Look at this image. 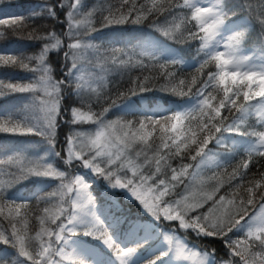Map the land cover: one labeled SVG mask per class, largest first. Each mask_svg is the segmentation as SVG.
I'll return each instance as SVG.
<instances>
[{
	"label": "snow or ice",
	"instance_id": "1",
	"mask_svg": "<svg viewBox=\"0 0 264 264\" xmlns=\"http://www.w3.org/2000/svg\"><path fill=\"white\" fill-rule=\"evenodd\" d=\"M0 5V12L20 7ZM149 17L165 41L194 49L189 75L166 42L129 36L117 41L122 47L111 40L101 47L90 36L96 19L106 28ZM0 25L30 41L0 50V98L14 97L0 103V133L39 137L43 152L0 141V264H176L174 257L180 264H264V0H39ZM250 30L255 46L245 49ZM157 64L158 87L148 76L131 78L133 69ZM111 73L128 75L133 87L124 92L113 81L109 90ZM153 91L188 99L129 103ZM113 108L115 119L108 117ZM209 164L210 179L231 169L235 184L199 211L221 181L206 194L186 180L190 168ZM33 180L49 182L47 190L23 198L10 191ZM33 199L45 205L34 235ZM132 204L164 231H130L140 218ZM177 229L199 244L177 242ZM215 240L223 255L209 246Z\"/></svg>",
	"mask_w": 264,
	"mask_h": 264
},
{
	"label": "trees",
	"instance_id": "2",
	"mask_svg": "<svg viewBox=\"0 0 264 264\" xmlns=\"http://www.w3.org/2000/svg\"><path fill=\"white\" fill-rule=\"evenodd\" d=\"M35 2H39V0H12V4L13 5H20V7H15L13 6L11 9H6L3 12H0V18L9 16L10 14H14V13H21V12H25L28 8V6H30L31 4L35 3ZM92 3H96L97 0H91ZM109 2H113V0H109ZM137 2L139 3V0H137ZM0 7H4V5H0ZM152 18L149 17L148 20L143 21L140 24H134V23H123V24H112L109 27L106 28H102L100 27V22L98 19L93 21L94 26L99 29L98 31L95 32H91L90 36H95V37H99L100 40H102L99 45L101 47H108V41L111 40L113 43V46L116 47H122L121 44L117 43V41H115V38H120V37H129V36H140L141 38H145V37H150L152 39L157 40L158 42H166L168 43L175 51H177V53L179 55H181L182 57L186 58L187 60H192V56L194 55V49H192L191 53H189L188 49H189V45H185V44H174L170 41H165V37H163L161 35V33L159 32H154L152 29H150L148 27L149 21ZM47 26V25H46ZM136 30H142V31H136ZM27 31V30H25ZM0 32H4V37L0 38V50H3L7 47H15L16 43H21V44H26V43H30V41H27L25 39H23L22 34H13L11 29H9L7 26L5 25H0ZM249 37H246L245 40V44L242 46L245 49L247 48H251L255 46V34L251 32H249ZM99 39L95 40V43H98ZM136 41H133L132 43H135ZM192 44H198V41H192ZM145 63H149V61L147 59H145ZM185 69H187V71H185V75H189L191 72V69L188 66H183ZM212 66L209 65L206 67V71L211 68ZM3 69H0V72H2ZM162 70L160 69L159 65H155V66H151L148 69L145 70H140V69H133L132 70V79H135L136 76L138 75H145L149 77V80L153 83V87L156 88L159 86V83L161 82V76L158 75V73H160ZM24 73L21 72V75H23ZM108 80L110 81L109 83V90L113 89V84L111 82L116 81L119 84L120 90L127 92V89L129 87H133V85H131L128 81H129V76L128 75H124L123 77H121L119 74H115V73H111L108 75ZM193 91H195V88H193ZM113 95H115V92H113ZM161 95H167V98L170 101L173 102H177V103H183L186 99H188V97H180V96H173V95H168V94H162L156 91L153 92H148V93H137L136 96H131L130 97V103H134L137 106H148V100H141V96H145V97H159ZM15 96H20V94H15ZM128 97H124V98H120L117 99V103L120 104L122 103L123 99H126ZM4 101H13L14 102V97L13 96H6V97H2L0 98V103H4ZM255 102V101H254ZM164 107H167L168 105H162ZM131 118V117H128ZM257 121V117L253 116L251 117L247 123L252 124L255 123ZM93 125H91L90 123L84 124L82 125L83 128L88 129L89 127H92ZM77 127V126H76ZM79 127H81V125H79ZM27 139L29 137H20V136H11V134L8 133H0V141L2 140H6L8 143V147L11 148V146L14 144L13 141L11 140H20V139ZM36 138V137H33ZM62 139V138H61ZM209 147L211 148L212 145L210 144ZM199 159V158H198ZM190 163H192L193 165H195V162L193 161H189ZM251 168V165L249 166ZM195 167L190 168V170H194ZM203 172L205 174L209 173V175H213L215 168H203ZM231 172V169H228V172H225L223 169L219 170L218 172L215 173L216 178L213 180H220L221 181V186L219 187V190L216 192L213 200L210 203H213V201L218 198L221 195H226V194H230L232 191V185L235 184V180H231L229 178V173ZM24 184H19L16 185V189H10V191H13L15 193H17V195H19L20 197H28L31 196L34 192H39V190L43 189V190H47L46 189V185L49 183L47 181H39V180H33V181H26L23 182ZM51 186L53 187L54 181H51ZM95 187V185H94ZM49 190H51V188H49ZM179 190V189H178ZM93 195H95V193H93ZM127 203V202H126ZM101 205V201L99 198H97L96 200V206H98L97 208L99 209ZM131 206V210L134 213H138L140 218L138 221L135 222V225H128V229L131 231L133 229H135L136 231L139 232H143V226L147 225V223H151V232H155L156 229L157 231L159 230L160 232L164 231V226L163 225H157L155 221H153V219L146 215L145 213H143L142 209H138V206L135 204L130 205ZM43 207H45V205L43 203H41L39 205V207L37 208V202L35 199H33L30 204H29V208L33 209V211L31 212V215L33 217L32 220H30V234L35 233V230L38 229V221L35 219V215H36V211H38L39 209H42ZM151 220V221H148ZM122 228L125 227V225H121ZM177 238L178 241H184L185 239H187L188 241L192 242V243H198L199 241H192L191 237H185L183 231L180 230H176L175 233H173ZM231 235V234H230ZM88 239V238H85ZM90 239V238H89ZM211 239V238H209ZM95 243V241L93 242ZM191 246V244H189V247ZM205 244H200V247H204ZM210 247H214L217 249V251L223 255L224 253V248L221 244V242L219 240H215L211 245H209ZM114 258V257H113Z\"/></svg>",
	"mask_w": 264,
	"mask_h": 264
},
{
	"label": "rangeland",
	"instance_id": "3",
	"mask_svg": "<svg viewBox=\"0 0 264 264\" xmlns=\"http://www.w3.org/2000/svg\"><path fill=\"white\" fill-rule=\"evenodd\" d=\"M205 2H207V0H205ZM92 34V33H91ZM125 38H127V37H125ZM143 40H145V41H149V40H151V41H156V42H158L157 40H155V39H152V38H150V37H145V38H142ZM115 41H118L119 40V38H115L114 39ZM99 42L98 43H95L94 41H93V43H95V44H97V45H99V43L102 41V40H98ZM136 43V42H135ZM159 43V42H158ZM89 54H91V50H89V52L88 53H86V55H89ZM189 62L190 61H185V63L188 65L189 64ZM20 95H26V94H20ZM130 103V102H129ZM253 103H255L254 101H253ZM113 113H116L117 115H120V113H119V110L118 109H115V108H113V109H111L110 110V112L108 113V117L109 118H112V119H115L116 118V116H114L113 115ZM85 124H87V123H85ZM78 128H79V125H76ZM93 127V126H92ZM92 127H89L88 129H90V128H92ZM27 137H29V138H27V139H24V138H22V139H20L21 141H26L27 143H25V144H23V145H21V147H27L28 149H29V152H40V154L41 155H43V152H41V150H40V146L38 145V144H36L35 143V141L36 140H39V137H36V138H33L32 136H27ZM11 141H13V143H14V141H16V140H11ZM15 145L13 144L11 147H14ZM49 159H52V158H49ZM205 167H207V168H215V166L214 165H212V164H209V165H207V166H202L201 167V169L198 171V170H196V169H194V170H190L189 171V173L190 174H192V175H189L188 177H187V180H186V183H188V185H189V188H190V190L191 191H194V192H198V193H206V194H211V190H212V185L213 184H215L216 183V181L215 180H213V179H210V177H212L211 175H209V173H207V174H205L203 171V168H205ZM195 176V178H193ZM56 183H58V182H56V181H54V184H53V187H55V184ZM181 187H183V186H181ZM111 191V190H110ZM217 192V191H216ZM216 192H215V194H216ZM215 194H214V196H215ZM214 196H213V198H214ZM212 200H209V201H207V203H205V205H204V207L203 208H201V209H199V211H205L207 208H209L211 205H212V203H210ZM138 206V205H137ZM98 207V206H97ZM138 209L140 210V208H139V206H138ZM146 214V213H145ZM147 215V214H146ZM148 221H151V220H148ZM173 223H175V222H173ZM38 226H39V224H38ZM151 223H147V225H144L143 226V229H142V231L143 232H151L152 230H151ZM38 230V229H37ZM179 230V229H178ZM180 231H183V230H180ZM155 232H160L159 230L157 231V229H156V231ZM33 235H34V233H33ZM177 242H179L178 241V239H177ZM174 259V261H176V264H180V261L179 260H177V258H173ZM183 258H180V260H182ZM196 258L195 257H193L192 258V260H195ZM184 264H192V262L191 261H184Z\"/></svg>",
	"mask_w": 264,
	"mask_h": 264
}]
</instances>
